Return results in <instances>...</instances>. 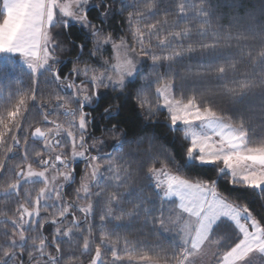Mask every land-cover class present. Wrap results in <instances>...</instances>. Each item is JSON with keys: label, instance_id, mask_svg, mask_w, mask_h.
<instances>
[{"label": "snow or ice", "instance_id": "obj_1", "mask_svg": "<svg viewBox=\"0 0 264 264\" xmlns=\"http://www.w3.org/2000/svg\"><path fill=\"white\" fill-rule=\"evenodd\" d=\"M101 4L103 18L111 8L109 0H0V53L19 54L33 75V85L36 73L46 67L55 83L47 94L38 96L33 87L18 92L6 107L0 104V264H201L205 257L210 264H255L257 257L264 258V221L243 203L223 196L212 182L186 180L163 165L149 166L147 172L165 197L175 195L180 202L171 214L156 216L155 226L176 235L178 249L137 251L127 238H113L104 227H93V202L102 193L101 225L106 218L121 221L134 214V210L115 214L112 205L135 176L113 160L100 159L98 150L105 133L90 135L92 113L85 105L101 90H123L125 78L140 58L150 57L157 63L195 51L188 46L156 54L157 46L180 40L189 27L185 24L177 29L176 21L167 16L146 22L155 0H145L135 11L127 12V30L119 36L90 19L88 7L99 10ZM176 13L185 14L183 3L177 4ZM70 22L88 30L89 58H80L83 47L77 43L71 67L61 75L56 61L72 41L64 43L54 33L67 31ZM105 48L111 52L106 53ZM258 57H264V50ZM235 68L233 63L227 70ZM217 71L222 74L226 68ZM250 83L242 81L239 87L245 89ZM173 84L172 79H161L154 95L137 92L134 102L145 119L162 107L172 126L219 121L211 135L192 137L186 156L197 163L218 165L217 171L227 170L234 186L260 189L264 185V145L249 146L241 125L220 117L196 97L176 98ZM32 103L40 109L38 118L29 115ZM116 108L118 104H109L104 113L111 115ZM107 136L118 138L115 124ZM12 154L18 158L10 160ZM104 170L113 180V189L94 191L92 186ZM32 178H39L40 184L33 185ZM69 184L71 193L66 191ZM242 216L247 219L242 221ZM225 220L232 221L236 229L227 243L225 235L212 231ZM49 225L50 232L46 231ZM60 241H65L63 246ZM4 249L10 251L3 254ZM105 249L109 251L105 253Z\"/></svg>", "mask_w": 264, "mask_h": 264}, {"label": "trees", "instance_id": "obj_2", "mask_svg": "<svg viewBox=\"0 0 264 264\" xmlns=\"http://www.w3.org/2000/svg\"><path fill=\"white\" fill-rule=\"evenodd\" d=\"M109 2L111 8L105 17L100 15L103 4L99 10L89 6L92 8L88 7V15L114 36H119L127 30V12L135 11L145 0ZM178 3H183L185 7L184 16L176 13ZM190 10L191 13H188ZM163 16L174 19L177 29L186 24L189 33L180 40H170L173 47H159L156 54L166 55L172 48L188 46L195 51L182 52L170 61L157 63H153L150 57H144L136 78L126 84L122 94L99 99L98 115L91 128L92 133L98 136L102 131L108 133L111 125L115 124L121 133V139L112 145L107 157L121 156L123 166L135 176L127 191L120 193L124 196L121 201L123 212L134 210V214L125 219V224L120 223L116 232L119 237L131 241L137 251L142 249L150 253L154 247L174 250L180 244L175 235L155 226V217L164 215L169 204L155 189L147 172L149 166L163 165L189 181L212 182L219 193L243 203L254 217L264 221V187L258 190L237 187L229 183L230 177L224 170L217 171L218 165H201L195 160L189 162L186 148L190 143L182 129L172 127L162 109H158L155 116L145 119L134 102L137 92L154 95L159 80L172 79V92L176 98L196 97L220 117L233 125H241L247 133L249 146L264 145V57H258V53L264 50V0H155V7L147 14L146 22H155ZM54 35L64 43L72 41L69 50L60 59V63L67 60L65 69L72 65L70 57L77 54V43L83 47L80 58H89L90 35L79 25H69L67 31L61 29ZM204 45L215 46L205 48ZM105 52L110 53V49L105 48ZM255 58L256 63L253 64ZM233 63L236 68L227 70ZM222 66L226 71L221 74L216 70ZM242 81L251 82L250 86L241 90L239 85ZM18 85L19 82L11 80L5 90L6 96L12 94ZM226 87L235 91L228 92ZM109 104H118V108L107 117L101 112ZM77 164L80 167L82 163ZM71 189L72 185L66 187L69 193ZM141 203L143 206H139ZM213 234L225 235L227 243L236 235V230L231 224L220 223ZM60 243L63 246V241Z\"/></svg>", "mask_w": 264, "mask_h": 264}, {"label": "rangeland", "instance_id": "obj_3", "mask_svg": "<svg viewBox=\"0 0 264 264\" xmlns=\"http://www.w3.org/2000/svg\"><path fill=\"white\" fill-rule=\"evenodd\" d=\"M188 13H191V10ZM184 15H180V16H184ZM69 25H77V26L79 25L81 28H83L85 30V33L90 35L88 30L86 28H84V26L81 25V24H76V23L70 22ZM167 46L168 47H173L170 44V42L168 44H166L165 46H163V47L165 48ZM157 49H159V46H157ZM110 52H111V49H110ZM156 53H158V52H156ZM142 60H143V58L142 59L140 58L136 62L135 68H134L132 74L125 78L124 85H123V90H124V88H125L127 83L131 82L132 80H134L136 78L135 75L137 74L139 64L142 62ZM60 61L61 60L56 61V64L58 65L60 63ZM91 62L93 64L97 63V61L95 60V62H94L93 59L91 60ZM0 69H4V71H0V104L4 105L5 107L9 104V102L12 99H14L13 96L16 97L18 92L27 91L28 89L34 87L35 91H36V94L39 96L41 94H47L48 91L51 88L55 87L54 81L51 78H49L48 75H47L48 74V68L47 67L44 68V69L39 70L36 73L35 78H34L35 79V85H33V75L30 72V70L27 68V66L24 63V60H23V58L21 56H14V55H7V54L6 55L5 54L4 55H0ZM11 80L19 82V85H18L19 87H17L15 89V91H13L12 94H8L6 96L5 90H6L7 87H9ZM123 90L117 91L114 88L110 87L108 89H104V90L99 91L97 93L96 97L98 99H100V98H102L103 96H106V95H109V96H111V95H120V94H122ZM172 91H173V88H172ZM93 103H94V101L90 105H92ZM159 109H162V111H164L166 113V115L168 116V112H167V110L165 108L161 107ZM113 113H111V115ZM29 115H32L35 118L39 117L40 109L35 103L30 104V106H29ZM107 117H109V115ZM219 123H220L219 121H205V122H198V123H195V124H192V125H183L181 123H177L175 126H172V125L171 126L172 127H176V126L180 127L182 129L183 133H184V136L188 139V141L190 143L193 136L204 137V136L211 135L212 132L219 125ZM107 134L108 133H105V141L100 146V148L98 150V155H99L100 159H102V160L103 159L113 160L117 165H119L121 167V169H124L125 167L123 166V161L120 158L121 156L118 155V157H112V156L111 157L110 156L107 157V155L111 151L112 145L114 143H116L118 140L121 139V133L118 132V138H113V137L107 136ZM90 135H94V133H92ZM94 136H96V135H94ZM145 141H147V140H145ZM32 143H33V146H38V143L36 141H33ZM123 146H125V145H123ZM17 158H18V154H12L9 157L10 160H14V159H17ZM187 158H188L189 162L195 160L193 157H187ZM198 164H201V165H214V164H204V163H198ZM80 167H83V163L81 164ZM224 171L231 178L230 173L227 170H224ZM150 177H151L152 183L155 186V189L159 193L160 197L165 202H167V204H169L168 207H166L165 210H164V215L171 214L174 211L175 206L180 202V198L175 196V195L169 196V197H165L163 195V193L157 189L156 184H155V182L153 180V177L151 175H150ZM40 182L41 181H40L39 178H32V181H31V183L33 185H39ZM121 182H123V181H121ZM92 187H93L94 191L103 190L104 192L113 189V180H112L110 174L107 173V170L102 171L101 174L97 176L96 181H95V183L93 184ZM262 187H264V185H262L261 188ZM71 191H72V189H71ZM122 198H124V196H122L120 194V196L118 198V201L117 202H113L112 206L114 208V213L115 214L123 213V211H124L122 209V207H121ZM104 203H105V201H104L103 193L101 194V196L97 197L94 200V202H93V213L95 214V220L93 221V226H97V228L104 227L111 237H113V238H121V236L119 237V235H117L118 233L116 232V230L120 229V226H121L120 223L121 224H123V223L125 224L126 223L125 220L116 221L113 218H106V220L103 222L102 225H101V222L98 220V216H99L100 212L103 209ZM139 206H143L142 203ZM96 211H98L97 214H96ZM240 219L243 221V220H246L247 217L246 216H242V217H240ZM133 221H135V220H132V222ZM225 223H228V225L231 224L234 227V223L232 221H230V220H225V222H223V224H225ZM218 224H220V223H218ZM214 228H213V230H214ZM47 230H48V232H50L51 231V227L50 228L48 227ZM234 230H236L235 227H234ZM114 231H115V233H114ZM165 233L173 234L171 232H165ZM178 242H179V240H178ZM63 243H65V241H63ZM179 244H180V242H179ZM25 247H27L26 244H25ZM108 251H109L108 249H105V253H107ZM201 264H210L209 258L205 257L202 260ZM249 264H252V262H249ZM255 264H264V258L257 257L256 261H255Z\"/></svg>", "mask_w": 264, "mask_h": 264}, {"label": "flooded vegetation", "instance_id": "obj_4", "mask_svg": "<svg viewBox=\"0 0 264 264\" xmlns=\"http://www.w3.org/2000/svg\"><path fill=\"white\" fill-rule=\"evenodd\" d=\"M62 63V62H61ZM59 63L58 66V71L60 72L61 75H63L64 72H66L68 69H65V64ZM86 109L92 113V118H91V125H90V134H92V124L96 119V116L98 115V107H99V99L96 97L94 100V103L92 105H85ZM101 114H105L104 111L101 112ZM78 163H82V162H78Z\"/></svg>", "mask_w": 264, "mask_h": 264}, {"label": "clouds", "instance_id": "obj_5", "mask_svg": "<svg viewBox=\"0 0 264 264\" xmlns=\"http://www.w3.org/2000/svg\"><path fill=\"white\" fill-rule=\"evenodd\" d=\"M216 71H217V70H216ZM217 72H218V71H217ZM225 90L228 91V92H233V91H235V89H232V88H229V87H226ZM2 251H3V254H7V252H9L10 250H9V249H4V250H2ZM205 251L208 252L209 250L206 249ZM66 264H77V262L67 261Z\"/></svg>", "mask_w": 264, "mask_h": 264}, {"label": "crops", "instance_id": "obj_6", "mask_svg": "<svg viewBox=\"0 0 264 264\" xmlns=\"http://www.w3.org/2000/svg\"><path fill=\"white\" fill-rule=\"evenodd\" d=\"M14 55V56H20L19 54H17V53H12V52H5V53H0V55Z\"/></svg>", "mask_w": 264, "mask_h": 264}, {"label": "water", "instance_id": "obj_7", "mask_svg": "<svg viewBox=\"0 0 264 264\" xmlns=\"http://www.w3.org/2000/svg\"><path fill=\"white\" fill-rule=\"evenodd\" d=\"M89 8H91V7H89ZM89 8H88V9H89ZM88 9H87V10H88ZM66 62H67V60L63 61V62L61 63V65H62V64H65ZM77 163H78V162H77ZM69 185H71V184H69ZM67 186H68V185H67ZM67 186H66V187H67Z\"/></svg>", "mask_w": 264, "mask_h": 264}, {"label": "bare ground", "instance_id": "obj_8", "mask_svg": "<svg viewBox=\"0 0 264 264\" xmlns=\"http://www.w3.org/2000/svg\"><path fill=\"white\" fill-rule=\"evenodd\" d=\"M92 8V7H91Z\"/></svg>", "mask_w": 264, "mask_h": 264}]
</instances>
